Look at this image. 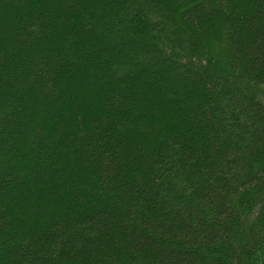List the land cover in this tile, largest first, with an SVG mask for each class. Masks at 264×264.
<instances>
[{"label":"trees","instance_id":"16d2710c","mask_svg":"<svg viewBox=\"0 0 264 264\" xmlns=\"http://www.w3.org/2000/svg\"><path fill=\"white\" fill-rule=\"evenodd\" d=\"M0 264H264V0H0Z\"/></svg>","mask_w":264,"mask_h":264}]
</instances>
